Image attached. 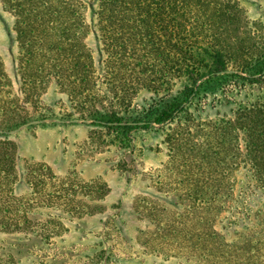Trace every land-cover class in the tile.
<instances>
[{"label": "trees", "instance_id": "1", "mask_svg": "<svg viewBox=\"0 0 264 264\" xmlns=\"http://www.w3.org/2000/svg\"><path fill=\"white\" fill-rule=\"evenodd\" d=\"M0 3L13 17L18 76L26 99L54 82L81 120L105 130L111 143L122 146L130 143L134 131L170 122L165 138L170 171L180 158L190 170L206 167V174L174 180L178 188L174 199L180 207L166 222L167 216L160 217L155 208L139 212L159 228L150 233L146 246L166 255L182 250L201 264H264V203L258 205L264 199V37L245 22L237 3L97 0L93 6L101 54L97 65L86 42L90 26L80 0ZM178 80L189 85L175 92ZM202 81L225 83L224 102L233 106L229 117L206 122V142L199 141L198 131L191 132L193 119L184 126L176 123ZM3 84L1 76L0 89ZM142 92L152 94L143 110L136 102ZM234 92L243 96L241 102L229 100ZM253 92L261 95L251 99ZM172 93L176 96L166 102ZM0 110L4 115L14 112L1 96ZM74 115L67 119L73 121ZM4 123L11 132L30 120ZM11 152L10 142L0 139V157ZM13 164V159H0L3 194L13 178ZM236 168L247 171L242 199L252 197L255 205L241 201L237 214H231L227 228L220 231L219 216L237 202L230 176ZM18 212L25 216L23 210ZM14 228L31 230L27 220ZM228 234L234 237L231 241Z\"/></svg>", "mask_w": 264, "mask_h": 264}, {"label": "rangeland", "instance_id": "2", "mask_svg": "<svg viewBox=\"0 0 264 264\" xmlns=\"http://www.w3.org/2000/svg\"><path fill=\"white\" fill-rule=\"evenodd\" d=\"M80 1L86 6L90 26L86 42L97 65L101 59L93 19L97 0ZM231 1L243 9L245 22L264 37V0ZM13 24V17L0 3V77L4 79L0 96L6 107L14 109L5 115L0 110V139L10 142L12 150L0 159L10 158L14 163L10 187L8 182V191H0V264H201L182 250L170 256L146 246L150 233L159 228L139 212L155 208L160 217L167 216L166 222L180 207L174 199L178 190L174 180L206 174V167L190 170L180 158L170 171L165 142L170 122L140 128L122 146L111 143L105 130L81 120L54 82L26 99L18 76L19 48ZM224 84L200 82L196 95L178 115V125L189 118L195 121L191 132L198 131L200 142H206V122L230 116L233 106L224 102ZM175 85L176 92L189 83L178 80ZM260 95L253 92L251 99ZM174 96L170 94L165 101ZM228 98L239 103L243 96L234 92ZM151 99L152 94L142 92L136 102L143 104V110ZM71 114H75L73 121L67 119ZM9 119L30 123L7 132L4 122ZM246 175L244 168L230 173L239 203L219 216L216 227L220 231L227 228L231 214H237L241 201L255 205L252 197L242 199ZM259 202L260 206L264 199ZM19 210L26 212L24 217ZM25 220L31 230L18 232L14 226ZM233 238L227 235L228 241Z\"/></svg>", "mask_w": 264, "mask_h": 264}]
</instances>
